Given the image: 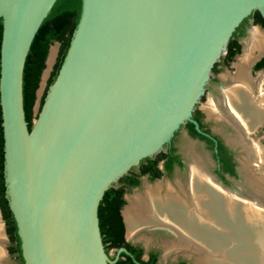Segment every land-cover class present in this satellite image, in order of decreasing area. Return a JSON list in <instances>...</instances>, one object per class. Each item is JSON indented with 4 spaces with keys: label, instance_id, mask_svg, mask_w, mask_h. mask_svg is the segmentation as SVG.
Listing matches in <instances>:
<instances>
[{
    "label": "water",
    "instance_id": "obj_1",
    "mask_svg": "<svg viewBox=\"0 0 264 264\" xmlns=\"http://www.w3.org/2000/svg\"><path fill=\"white\" fill-rule=\"evenodd\" d=\"M54 1L0 0L6 196L24 264H108L97 214L104 192L180 124L198 127L190 115L212 65L244 17L264 18V0H83L34 130L23 68ZM227 188L249 196L241 182V193Z\"/></svg>",
    "mask_w": 264,
    "mask_h": 264
},
{
    "label": "flooded vegetation",
    "instance_id": "obj_2",
    "mask_svg": "<svg viewBox=\"0 0 264 264\" xmlns=\"http://www.w3.org/2000/svg\"><path fill=\"white\" fill-rule=\"evenodd\" d=\"M254 11L250 13V17L243 25L242 31L240 30L238 33H235V35H233L232 32L228 39L225 50L219 55L210 69V73L208 79L204 83L202 93L198 101L194 104L190 115V118L196 121L198 127H196V125L192 121L186 120L185 122L180 124L178 128L175 129L170 141L164 143L161 149L153 155L156 156L160 152L164 153L165 155L156 164H154V167H150L149 170L146 171V173H141L143 170L141 167H138V165L140 164L139 163L137 166L131 167L133 168L131 177H123L128 173V171L131 169L130 168L126 173H124L111 184L114 188V192L112 194L113 200H111L114 202L115 206L118 207L117 211L120 216L121 228L117 227V224L114 225L115 223L112 224V222L108 223L104 227L105 230H107V234L104 235V242L102 240V243L104 251L108 258V264H201L199 259L202 254H200V252L192 250L190 248L171 246V243L175 239L176 235L175 230L172 226L155 221L152 223L137 222L133 224L132 227L128 228L124 217V209L130 203L128 198L129 196L134 194L133 193L129 195V193L132 189L140 185L142 178H146L149 182L158 180L163 176L167 178L172 175L175 168L181 169L186 164V161L181 156L176 146V137L179 130H181L182 128L186 131L187 136H189L190 138L202 141L205 148L210 152L212 157L211 161L213 162L212 167L214 166V168H212L213 173L210 171L211 168L209 169V166L211 167V165L209 164L210 159L208 160L205 154L197 152L194 148V144L188 142L187 151L189 146H193L194 154L202 158L204 165L203 171H205L207 176L212 180L213 184L217 186L218 189L222 192L236 197L239 196L234 194L225 186L228 183L227 180L229 178L239 177V163L237 160V155H239L240 173L242 175L241 184L245 189H248L246 191L249 194L250 186L245 183L244 175L242 172V167H244V163L241 160L242 150L240 148V145L232 142L229 137L234 136L237 138L238 135L243 136L245 143L250 151L249 162L252 165L257 159H259L258 153L260 152L262 154L261 151H263L264 153V140H262L264 139V137H260L262 138L260 140L258 139L260 135H256V132H258L259 134L263 133L264 135V73L259 72L264 70V61L260 63L262 57L264 56V49L259 50L255 48L252 50L253 52L245 68L247 81L234 77L236 71V67L234 66V64L241 56H243L242 54L244 53L245 41L249 37V35L243 41L242 53L234 61L235 56L240 52V38H242L246 31L253 25H258L260 29L264 30V28L261 26L262 23L260 19L257 15H255ZM255 28L256 27L251 28L250 32ZM260 29L258 30L264 33ZM261 54L263 55L255 63H253ZM226 66H229L228 71L220 73ZM256 74L257 77L255 79ZM223 76H225V78H223ZM216 82H219V84L212 88L210 99L204 103V110L202 111L198 107V103L201 102L202 97L205 96V93L208 91L209 85ZM233 91H235L237 94L245 93L247 95L250 112H252L253 115H251L250 117L242 116L237 107H232L230 105L229 97L231 93H233ZM237 98V100H239L240 96ZM208 109L209 111H211L208 112ZM209 120L212 122H216L218 125H216L215 127H211L209 125ZM189 123H191L192 126H190ZM192 130H195L197 134H194ZM225 130H233V132L230 133ZM199 135L204 136L206 139L201 138ZM233 147H235L236 149H234ZM173 148L175 149L173 150ZM238 149L239 154L237 153ZM187 153V163H189L192 160L191 158H193V155L189 151ZM168 155L178 156L179 160L181 161V165L175 159L172 162V166L170 167V169H167V167H165V163L168 160ZM226 164L230 166L234 173H231V171L225 167ZM253 166L256 167L255 165ZM253 166L251 169H253L254 172H252L253 170H251V173L257 175L258 170L257 168H255V170ZM157 172L162 173V175L158 178L155 177ZM185 173L182 174V176L185 177ZM176 178L173 181L163 182H169L170 184L175 185L174 182ZM137 181L138 184H136ZM142 191H140V193L144 192ZM126 201H128V204L125 206ZM164 227H169L173 231V234ZM142 231L153 232L154 238L148 239L147 237H139ZM160 235H168L170 238L160 237Z\"/></svg>",
    "mask_w": 264,
    "mask_h": 264
},
{
    "label": "bare ground",
    "instance_id": "obj_3",
    "mask_svg": "<svg viewBox=\"0 0 264 264\" xmlns=\"http://www.w3.org/2000/svg\"><path fill=\"white\" fill-rule=\"evenodd\" d=\"M255 48L264 49V33L258 29L249 33L243 56L234 64L235 78L247 79L245 68ZM55 50L56 47H53L50 51L48 67ZM229 103L237 107L242 116L253 115L245 93L233 91ZM39 126L40 119L34 122L33 129L38 130ZM229 139L239 144L242 150V172L245 183L250 186L248 198L228 195L219 190L203 171L202 158L194 154L193 146H189L188 151L193 158L187 163L185 177L178 175L175 185L161 181L147 185L143 193L136 192L129 196L130 203L124 209L128 228L137 222L168 224L176 234L171 246L200 252L201 264H253L254 261L255 264H264V153H258L259 159L253 164L254 167L249 162L250 151L243 136H230ZM252 166L257 168V175L251 173ZM6 240L0 215V264L6 259Z\"/></svg>",
    "mask_w": 264,
    "mask_h": 264
},
{
    "label": "trees",
    "instance_id": "obj_4",
    "mask_svg": "<svg viewBox=\"0 0 264 264\" xmlns=\"http://www.w3.org/2000/svg\"><path fill=\"white\" fill-rule=\"evenodd\" d=\"M83 9V0H55L49 9L47 15L40 23L37 28L34 37L31 41L28 53L26 55L25 64L23 68V82H22V90H23V106L25 111V118L28 121V128L31 126L32 119V108L36 100V89L38 88V83L40 80V76L42 70L45 67V60L48 54V50L51 44L55 41L60 43L59 54L57 60L54 64L53 71L51 72V76L49 78V84H52L55 80L59 68L64 60V57L67 53V50L70 45L71 38L76 29L78 21L80 19L81 13ZM255 15L261 21V26L264 28V18L261 14L255 10ZM253 12V13H254ZM253 15V14H251ZM250 17V14L242 19V21L238 24V26L234 29L233 35L238 33L240 30L242 31L243 25L246 23L247 19ZM2 32H3V24L2 18L0 17V49H1V41H2ZM238 51V50H237ZM264 61V56L262 60ZM45 95L42 98L41 106L43 104ZM192 126L191 123H189ZM194 134H197L195 130H192ZM201 138H205L202 135H199ZM206 139V138H205ZM175 148H173L174 150ZM164 153L160 152L156 156H146L140 160V164L138 167L142 168L141 173H146L150 167H154L160 159L164 157ZM177 160L181 165V161L176 155H168V160L165 163V167L170 169L172 166V162ZM227 163V160H226ZM225 167L234 173V171L228 166ZM131 168L127 174L123 177L130 176L132 174ZM171 171V170H169ZM162 175L161 172H157L156 178ZM138 184V181L136 182ZM114 192V188L111 185L103 194L99 206H98V223L102 236V240L104 242V235L107 234V230H105V225L111 223L121 228L120 216L117 211V208L114 204L112 194ZM112 199V200H111ZM0 209L2 212V217L6 223V230L10 238L14 241L13 249L11 250L13 253L17 254V264H24V259L21 253V241L17 233V224L16 220L13 216V213L8 204V198L6 196V186L4 180V136H3V126H2V112L0 105Z\"/></svg>",
    "mask_w": 264,
    "mask_h": 264
},
{
    "label": "rangeland",
    "instance_id": "obj_5",
    "mask_svg": "<svg viewBox=\"0 0 264 264\" xmlns=\"http://www.w3.org/2000/svg\"><path fill=\"white\" fill-rule=\"evenodd\" d=\"M254 27H256V26H254ZM251 28H253V27H251ZM251 28H249L246 31V33L244 34V36L242 38H240V52H239V54H237L235 56L234 61L242 53V50H243V41L248 37ZM256 28H258V27H256ZM258 29H260V28H258ZM261 31H264V30H261ZM53 47H56V50H55V54H54L52 63L50 65V67H48V64H47V66L45 64V67L42 70V73H41V76H40V80H39V83H38V88L36 89V92L38 91V94L36 93V100H35V103H34L33 108H32V119H31L32 125L37 120L36 118H37L38 112H39L40 107H41L42 98H43L44 95H46L47 90H48L49 86L51 85V84L48 85L49 84V78L51 76V72L53 71L54 64H55V62L57 60V57H58V54H59L60 43L59 44L54 43V44H51L50 45L49 50H48V54H47L48 57H49L50 51H51V49ZM47 60H48V58H47ZM228 69H229V66H226L220 73H224V72L228 71ZM259 72L260 73H264V70L259 71ZM259 72H257V73H259ZM44 75H46V76H44ZM256 77H257V74L255 75V79H256ZM218 84H219V82L211 83L209 85L208 91L205 93V96H203L202 99H201V102L198 103V107L202 111L204 110L203 109L204 103L210 99V95L212 93V88L215 87ZM39 91H40V93H39ZM209 125L211 127H215L218 124L216 122L210 121ZM225 131L229 132V130H225ZM256 135H258V136L260 135L259 138H258L260 140L264 137L263 133L262 134H259L258 132H256ZM260 137H262V138H260ZM262 140H264V139H262ZM188 142L191 143V144H194L195 150L197 152L201 153V154H205L208 160L209 159L210 160L212 159L210 152L205 148L203 142L202 141H199L198 139L190 138L189 136H187L186 131L182 128L181 130H179V132L177 134V137H176V146H177V148H178L181 156L184 158V160L187 159V157H188V153H187L188 152L187 151ZM212 168H214V166L213 167L212 166L211 167L209 166L210 171L213 173V169ZM186 171H187V165L185 164L184 167L181 168V169L180 168H175L174 171H173V173H172V175L169 176V177H167V178L163 176L160 179L155 180L153 182H149L146 178L145 179L142 178L141 179V182H140V185L138 187L132 189L130 191L129 195H131V194H133L135 192L142 191L143 188H145V186H147V185H153V184H155L157 182H160V181L161 182H163V181H173L176 178L177 175H182ZM227 181H228V183L226 184L227 187H229V188H236L238 190L237 193H241L240 189L237 188V185L241 182L240 181V175L237 178H229ZM127 204H128V201H126L125 206ZM0 215H1V219H2L3 224H4V233H5L6 238H7L6 243L4 245L5 252H6V259L4 260L3 264H17V254L16 253H13L11 251L13 249V246H14V241L10 238V236L7 233L6 223H5V220L2 217L1 209H0ZM139 237H144V238L147 237L148 239H152V238H154V234H153V232L142 231L140 233V236ZM160 237L170 238L168 235H164V236L163 235H160ZM190 264H194V263H190Z\"/></svg>",
    "mask_w": 264,
    "mask_h": 264
}]
</instances>
